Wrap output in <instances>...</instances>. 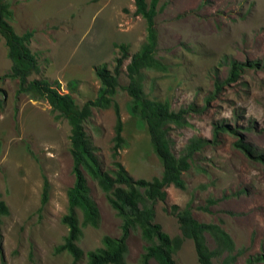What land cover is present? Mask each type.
I'll return each instance as SVG.
<instances>
[{"label": "rangeland", "instance_id": "374dc122", "mask_svg": "<svg viewBox=\"0 0 264 264\" xmlns=\"http://www.w3.org/2000/svg\"><path fill=\"white\" fill-rule=\"evenodd\" d=\"M5 1L14 32L32 33L28 47L37 58L38 71L27 79H40L59 93H69L78 107L96 100L95 66L105 62L114 73L119 56L114 45L126 43L130 56L146 39V23L135 13L134 0ZM153 19V55L166 70L142 69L140 86L147 99L166 101L171 110L205 105L215 77L224 79L227 74L226 61L264 58V0H157ZM6 52L0 35V199L9 210L1 218L0 264H85V252L100 247L103 235H119L120 219L86 174L99 211L98 227L81 228L76 245L82 255L75 263L66 251L53 252L67 233L60 217L74 178L70 126L67 119L54 117L45 99L16 94L18 80L9 76ZM128 61L129 57L123 60L118 85L109 91L108 100L91 106L83 128L101 168L112 170V137L119 119L125 142L116 159L133 179L150 181L159 178L163 168L138 107L124 89ZM185 121L169 125L174 156L183 154L192 137L212 139L218 122L238 133H221L217 144L191 155L181 174L184 187H164L165 199L151 204L152 220L172 240L176 264H198L194 241L182 236L179 228L176 214L183 208L197 221L221 228L232 241L226 244L213 233H203L212 264H247L249 256L264 254V162L233 143L242 137L264 154V70L245 66L236 81L223 84L203 112L189 111ZM43 178L49 196L38 210ZM77 216L81 218L78 212ZM126 244L124 264H137L144 245L138 229L129 231Z\"/></svg>", "mask_w": 264, "mask_h": 264}, {"label": "trees", "instance_id": "16d2710c", "mask_svg": "<svg viewBox=\"0 0 264 264\" xmlns=\"http://www.w3.org/2000/svg\"><path fill=\"white\" fill-rule=\"evenodd\" d=\"M156 3L157 0H150L149 3H146V0H134L135 13L140 15L146 23L145 41L130 56L126 43H116L114 46L118 49L119 56L114 60V73L112 74L108 70L105 62L95 66L94 74L99 81L96 100L95 102L86 101L81 107H78L69 93H59L56 87H51L43 80L27 79L31 73L38 71L37 58L28 47L32 33L30 31H25L22 34L14 32L10 24L12 11L9 4L5 0H0V35L4 38L6 54L11 61L9 76L18 80L16 94L25 93L32 99H45L52 112H56L54 117L67 119L70 126L69 153L72 159L71 172L74 178L72 184L66 189V212L60 217V222L67 228V233L63 237V241L53 247V252L66 251L71 255L72 263H75L82 255V250L76 245L82 236L81 228L84 226L98 227L100 221L97 205L89 194L85 178L87 174L96 182L104 193L108 204L120 219V233L115 237L103 235L100 247L85 252V264H124L127 252L126 239L129 231L133 229H138L139 235L144 241L137 264H150V260H154L157 264H176L172 257L174 247L172 240L166 232L162 231L158 223L153 222L154 211L151 204L165 199V186L172 184L177 188L184 187L181 174L188 168L190 157L194 152L208 144H217L218 135L221 133L236 134L238 132L229 124L218 122L212 128V139L192 137L184 146L183 154L174 156L170 151L169 125H184L186 123L185 114L189 111L203 112L206 104L216 96L223 84L236 81L245 66L264 70V58L253 62H238L232 59L226 61L228 66L226 76L224 79L215 77L213 90L206 96L205 105L200 108L189 104L174 111L169 108L166 101L147 99L140 86L142 69L166 70L165 64L153 55L155 46L153 17ZM128 57L129 61L125 65L128 83L124 89L138 107L139 115L147 126L154 152L163 168L161 176L150 181L133 179L121 162L116 159L119 149L125 142L121 135L119 119H117L112 137V170L101 168L98 156L95 154V147L83 128V122L89 116L91 106L107 101L109 91L118 85L119 68L123 60ZM116 112H118L117 109ZM233 145L247 156L264 162V154L255 152L242 137H238ZM48 196L49 184L46 178H43L38 210L43 208ZM77 212L81 215L80 219H78ZM8 213V207L0 199V227L1 218ZM176 216L182 236L194 241L198 264H212L210 253L201 240L203 233H213L223 239L226 244L232 242L226 232L218 226L194 219L188 208L181 209ZM246 263H264V254L249 256Z\"/></svg>", "mask_w": 264, "mask_h": 264}, {"label": "bare ground", "instance_id": "6f19581e", "mask_svg": "<svg viewBox=\"0 0 264 264\" xmlns=\"http://www.w3.org/2000/svg\"><path fill=\"white\" fill-rule=\"evenodd\" d=\"M178 245V244H177Z\"/></svg>", "mask_w": 264, "mask_h": 264}]
</instances>
